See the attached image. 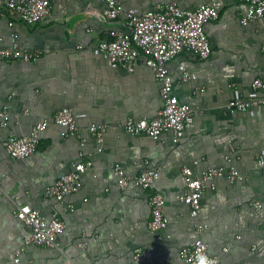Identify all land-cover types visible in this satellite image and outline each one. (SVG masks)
I'll list each match as a JSON object with an SVG mask.
<instances>
[{
    "label": "crops",
    "instance_id": "0c3cea01",
    "mask_svg": "<svg viewBox=\"0 0 264 264\" xmlns=\"http://www.w3.org/2000/svg\"><path fill=\"white\" fill-rule=\"evenodd\" d=\"M124 11L139 13L175 3L194 10L210 0H117ZM102 0H50V14L27 26L0 4V50L16 45L24 52L40 51L36 63L0 60V108L9 113L0 127V264H140L133 254L148 249L147 264H186L180 251L197 239L220 264H264V173L257 157L264 153V109L230 112L233 100L257 95L252 82L264 80V15L241 25L246 13L240 0H223L219 16L205 25L211 54L200 60L183 52L167 64L173 94L193 111L184 137L153 140L124 131L128 120L151 119L161 108L160 83L139 55L134 71L113 66L96 51L111 30L126 31V16L102 17ZM187 72L192 80L182 81ZM68 108L77 118V133L65 135L51 120ZM48 121L37 151L24 160L12 159L3 142L27 136L34 125ZM104 125L101 142L88 133ZM92 161L81 175V188L59 207L64 231L58 248L24 246L30 228L15 217L28 205L44 218L52 201L43 191L79 161ZM200 178L208 168H234L240 178L216 179L200 200V212L190 216L178 200L185 191L183 168ZM117 168L129 182L121 189ZM161 170L150 191L133 185L151 169ZM165 198V238L149 231L148 197ZM204 225L199 234L197 226Z\"/></svg>",
    "mask_w": 264,
    "mask_h": 264
},
{
    "label": "built area",
    "instance_id": "2783aa9c",
    "mask_svg": "<svg viewBox=\"0 0 264 264\" xmlns=\"http://www.w3.org/2000/svg\"><path fill=\"white\" fill-rule=\"evenodd\" d=\"M102 17L107 21H115L121 14L126 16V31L111 30L108 39L97 45L96 51L104 55L111 65L126 72H133L139 55H143L145 64L152 71L155 79L160 83L161 108L151 119L125 122L124 131L131 136L145 135L157 140L162 135L171 137L173 143H178L193 122V111L180 103L173 94V81L167 64L176 56L187 52L197 59L206 60L211 54V47L204 27L215 21L219 16L223 0H210L194 10H184L175 3L157 5L154 9L139 13L136 9L124 11L117 0H102ZM247 6L246 13L239 17L241 25H247L264 15V0H240ZM0 4L13 13L18 20L27 26L43 23L50 14V0H0ZM40 51L24 52L16 45L0 50V60L36 63L40 58ZM192 77L184 72L182 81L187 83ZM252 88L257 95L248 100H233L228 104L230 112L249 113L253 109H264V80L257 78L252 82ZM9 113L0 108V127H6ZM51 122L62 128L65 135L77 133V118L68 108L59 110ZM49 125L48 121H41L34 125L30 133L23 137H8L3 142L7 154L15 160H24L32 156L41 140V135ZM106 131L104 125H90L89 135L97 142H101ZM257 167L264 173V153L257 157ZM92 167V161H79L71 165V171L60 176L55 183L43 191L45 199L52 201L50 216L44 218L38 211L28 205H21L15 210V217L30 228L31 234L24 241V246L57 249L58 239L64 231V224L59 211L60 205L66 198L77 193L81 188V175ZM118 185L121 189L129 186L123 172L117 168ZM161 170L151 169L138 175L133 185L142 191L153 189L159 179ZM186 191L178 200L190 209V216L196 218L200 212V200L209 183L216 179L225 178L233 182L240 178L234 168H208L201 173L200 178H193L190 168L185 167L181 174ZM165 198L160 192H152L148 197L150 210L149 231L156 240L165 238L167 219L163 214ZM257 210L264 211V201L253 204ZM204 225L197 226L200 234ZM179 257L186 264H220L216 257L210 256L205 243L197 239L191 245L183 248ZM133 258L137 263L147 264L152 259L148 249L138 248Z\"/></svg>",
    "mask_w": 264,
    "mask_h": 264
},
{
    "label": "rangeland",
    "instance_id": "374dc122",
    "mask_svg": "<svg viewBox=\"0 0 264 264\" xmlns=\"http://www.w3.org/2000/svg\"><path fill=\"white\" fill-rule=\"evenodd\" d=\"M204 30H205V27H204Z\"/></svg>",
    "mask_w": 264,
    "mask_h": 264
}]
</instances>
